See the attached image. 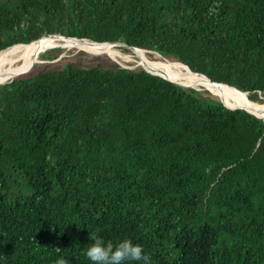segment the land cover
<instances>
[{"label":"trees","instance_id":"obj_1","mask_svg":"<svg viewBox=\"0 0 264 264\" xmlns=\"http://www.w3.org/2000/svg\"><path fill=\"white\" fill-rule=\"evenodd\" d=\"M51 34L264 103V0H0V52ZM61 49L0 84V264H91L90 233L150 264H264V119L105 54L54 69Z\"/></svg>","mask_w":264,"mask_h":264},{"label":"bare ground","instance_id":"obj_2","mask_svg":"<svg viewBox=\"0 0 264 264\" xmlns=\"http://www.w3.org/2000/svg\"><path fill=\"white\" fill-rule=\"evenodd\" d=\"M50 44H64L70 45L77 50H83L90 54H99L106 53L112 57V59L116 60L118 58H122L119 51H117L112 45L108 44H93L88 40L86 41H77L74 39H63V38H50L44 36L38 40H35L29 44H18L11 47H8L0 52V82L4 80L5 76L19 66L22 62L27 59L33 57L36 52H38L44 46ZM49 48H63L62 46H52ZM80 48H95L101 51H88L95 49H80ZM132 51V50H131ZM136 52V56L133 57L134 61L137 64H140L143 68L157 74L164 75L165 77L180 82L183 84H192L196 88H204L213 93L215 97L221 100L228 107H240L250 111L255 115H259L264 119V104L260 105L259 103L251 102L248 98L242 97V94L233 91L232 88H228L226 86H220L219 88L209 84L208 80L203 76L193 75L189 72V68L185 65L181 64H172L162 62V60H152L148 57L147 51L134 49ZM160 56H157L159 58ZM126 59V58H125ZM130 60V59H129ZM117 61V60H116ZM119 62V61H117ZM26 65H23L20 70H22ZM19 70V71H20ZM18 71V72H19ZM174 78V79H172ZM178 81H177V80ZM6 83V82H4ZM0 83V84H4ZM232 89V90H231Z\"/></svg>","mask_w":264,"mask_h":264},{"label":"clouds","instance_id":"obj_3","mask_svg":"<svg viewBox=\"0 0 264 264\" xmlns=\"http://www.w3.org/2000/svg\"><path fill=\"white\" fill-rule=\"evenodd\" d=\"M209 13L213 14L214 8H210ZM89 239L92 243L86 249L85 255L91 264H126L132 261L150 264L151 257L144 253L140 245L133 244L130 239H124L115 245L94 233H90ZM56 251L59 253L60 248L56 247ZM55 264H68V261L60 257Z\"/></svg>","mask_w":264,"mask_h":264},{"label":"rangeland","instance_id":"obj_4","mask_svg":"<svg viewBox=\"0 0 264 264\" xmlns=\"http://www.w3.org/2000/svg\"><path fill=\"white\" fill-rule=\"evenodd\" d=\"M52 46H62L63 48L64 47H66V46H70V45H64V44H50V45H47V46H44L43 47V49L41 48L38 52H36V54L37 53H40V52H43V51H46L49 47H52ZM59 49H61V48H59ZM80 49H84V48H80ZM62 50V52H61V54L59 55V57L56 59V60H54V61H51L50 63L49 62H47V61H43V60H41L42 61V63H44V64H50V66L52 67V68H59L61 65H63L65 62H67L68 60H70V59H72V58H74V57H76L77 55H78V53L79 52H82L81 50H77V48H75V47H71V49H68V48H65V49H61ZM116 50L117 51H119L117 48H116ZM126 50V49H125ZM147 55H148V57L150 58V59H152V60H162V58L161 57H159V58H157V56H159V55H157L156 53H154L153 51H148L147 50ZM119 53L121 54V57L122 56H125V57H123L122 58V60H121V58H118V59H116L117 61H119V62H116V63H118V64H120L121 66H124V67H128V68H131V69H134V68H138V67H142L140 64H137V62H135L134 61V59H133V57L134 56H136V52L134 51V50H132V51H130V50H127V51H123L122 49H120V51H119ZM36 54L33 56V57H31V58H29V59H27L26 61H24V62H22L19 66H17L13 71H12V73H9L8 75H6L5 76V78H4V80L3 81H1L0 83H4V82H8L9 80H10V78L13 76V75H17L20 71V68L23 66V65H27V64H29V63H31V62H33V61H36ZM42 54V53H41ZM126 58V59H125ZM130 59V60H129ZM162 61H164L165 63H169V60L168 61H166V60H162ZM170 62H174V61H170ZM19 71V72H18ZM172 79H174V78H172ZM177 80V79H176ZM178 81V80H177ZM202 90H207V89H204V88H201ZM207 91H209V90H207ZM211 94V96L212 97H215L214 95H213V93L211 92V91H209ZM243 96V95H242ZM216 99H218L217 97H215ZM219 100V99H218Z\"/></svg>","mask_w":264,"mask_h":264},{"label":"water","instance_id":"obj_5","mask_svg":"<svg viewBox=\"0 0 264 264\" xmlns=\"http://www.w3.org/2000/svg\"><path fill=\"white\" fill-rule=\"evenodd\" d=\"M47 37H50V38H63V39H74V40H77V41H86L87 39H77V38H74V37H65V36H62V35H59V34H51V35H47ZM42 38V37H41ZM40 39V38H39ZM38 40V39H37ZM89 41V40H88ZM33 42V41H32ZM90 43H93V44H108V45H112L115 49L117 48L119 51H120V49H126V50H134V49H138V50H144V49H139V48H135V47H132V46H129V45H126L125 43H121V42H94V41H89ZM31 43V42H30ZM144 51H147V50H144ZM149 51V50H148ZM99 54H105V55H107V56H109L108 54H106V53H99ZM157 54V53H156ZM157 55H159V54H157ZM160 57H161V55H159ZM111 59H112V57L111 56H109ZM162 58V57H161ZM164 60H166V61H168L169 59H167V58H163ZM114 60V59H113ZM114 61H116V60H114ZM169 61H171V60H169ZM117 62V61H116ZM158 62V61H157ZM162 62H164V61H162ZM170 63H172V64H181V65H184V64H182V63H180V62H176V61H174V62H170ZM120 65V64H119ZM186 66V65H185ZM124 67V66H123ZM143 68V67H142ZM145 71H147L148 73H150V74H153V75H156V76H159V77H161V78H163V79H165V80H167V81H170V82H172V83H174V84H176V85H180V86H182V87H190V88H194V89H196V90H202V89H199V88H196L194 85H192V84H183V83H180V82H176V81H173V80H171V79H169V78H167V77H165L164 75H161V74H157V73H153V72H151V71H149V70H147V69H145V68H143ZM189 70V72L191 73V74H193V75H197V76H203L204 78H206L207 80H208V82H209V84H211V85H213V86H215V87H217V88H219L220 86H226V87H228V88H232L233 90H235L236 92H238V93H240V94H242V95H247V93L246 92H241V91H239V90H237V89H235V88H233V87H231V86H228V85H226V84H222V83H217V82H213V81H211L207 76H205V75H203V74H201V73H195V72H192L190 69H188ZM209 92V91H208ZM210 93V92H209ZM211 94V93H210ZM212 95V94H211ZM220 102L225 106V107H227L228 109H232V110H235V109H242V110H245L246 112H248V113H250V114H252V115H254V116H256V117H258V118H261L259 115H255V114H253V113H251L250 111H248V110H246V109H243V108H240V107H234V108H232V107H228V106H226L221 100H220ZM251 102H253V101H251ZM254 103H257V102H254ZM260 105H263L264 103H259ZM263 119V118H262Z\"/></svg>","mask_w":264,"mask_h":264}]
</instances>
